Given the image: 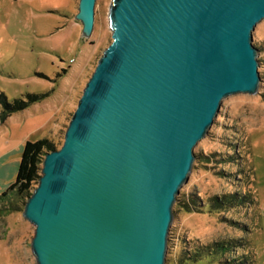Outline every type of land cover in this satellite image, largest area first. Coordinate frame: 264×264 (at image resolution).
Returning a JSON list of instances; mask_svg holds the SVG:
<instances>
[{
  "label": "water",
  "instance_id": "water-1",
  "mask_svg": "<svg viewBox=\"0 0 264 264\" xmlns=\"http://www.w3.org/2000/svg\"><path fill=\"white\" fill-rule=\"evenodd\" d=\"M97 0L75 19L92 35ZM112 41L23 209L36 264H166L173 206L222 100L259 92L264 0H111Z\"/></svg>",
  "mask_w": 264,
  "mask_h": 264
},
{
  "label": "rangeland",
  "instance_id": "rangeland-1",
  "mask_svg": "<svg viewBox=\"0 0 264 264\" xmlns=\"http://www.w3.org/2000/svg\"><path fill=\"white\" fill-rule=\"evenodd\" d=\"M78 2L0 0V92L10 102L44 95L0 125V194L15 180L26 140L48 138L61 147L83 89L112 41L111 0L96 1L89 38L75 19ZM252 35L259 92L225 97L194 147L192 172L173 206L166 264H264V19ZM225 195L246 199L212 210L211 198ZM1 204L0 264H36L35 225L23 217V203L13 211ZM217 242L227 244L226 251H211ZM198 248L208 253L186 260Z\"/></svg>",
  "mask_w": 264,
  "mask_h": 264
},
{
  "label": "trees",
  "instance_id": "trees-1",
  "mask_svg": "<svg viewBox=\"0 0 264 264\" xmlns=\"http://www.w3.org/2000/svg\"><path fill=\"white\" fill-rule=\"evenodd\" d=\"M66 70H63L65 72ZM262 81V80H261ZM44 95H34L30 96L28 101L23 99L16 98L13 101H8L7 97L0 92V103L3 105L4 109L0 112V125L4 120L10 116L12 113L23 110L27 108L31 103L38 101L43 98ZM56 148L53 147V144L48 138H41L35 141L26 140L23 149L21 152L20 161L18 164L17 174L15 180L9 185V187L0 194L1 199V210L13 211L15 210L20 203H23L25 206L27 199L32 194L34 187L38 184L42 161L44 155ZM222 197H213L211 198V209L218 210L224 205H234L239 202H243L246 198L236 197V195ZM243 199V200H242ZM181 201V200H180ZM180 204V202H179ZM175 213V209H174ZM227 244L222 242H217L213 244V250L226 251ZM205 249L198 248L194 253L196 257H189L186 260L197 261V256H200ZM210 254V253H209Z\"/></svg>",
  "mask_w": 264,
  "mask_h": 264
}]
</instances>
